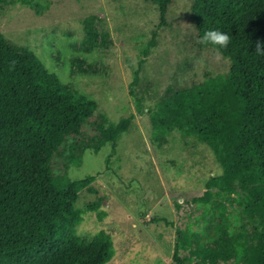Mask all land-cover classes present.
<instances>
[{"label":"trees","instance_id":"1","mask_svg":"<svg viewBox=\"0 0 264 264\" xmlns=\"http://www.w3.org/2000/svg\"><path fill=\"white\" fill-rule=\"evenodd\" d=\"M148 1L157 6L159 27L165 26L172 0ZM190 10L198 41L208 30L230 36L224 48L199 42L228 60L230 69L165 94L150 111V123L155 131H176L210 149L222 172L194 201H232L251 229L210 230L208 244L176 229L172 258L175 264H264V56L255 52L257 41L264 46V0H193ZM156 36L142 48L133 85ZM129 95L141 112L132 89ZM97 109L94 99L61 83L34 54H18L0 33V264H108L114 257L106 233L88 242L73 233L81 221L75 204L81 191L94 192V176L71 180L53 172V159L69 137L84 135L86 124L97 130L94 151L109 144L108 158L115 153L133 116L111 124L96 116ZM72 150L66 161L73 164ZM100 201L87 209L96 211ZM213 208L224 220L225 204Z\"/></svg>","mask_w":264,"mask_h":264},{"label":"rangeland","instance_id":"2","mask_svg":"<svg viewBox=\"0 0 264 264\" xmlns=\"http://www.w3.org/2000/svg\"><path fill=\"white\" fill-rule=\"evenodd\" d=\"M192 2L172 0L167 23L159 27L157 6L148 0H0V33L18 54H34L61 83L94 99L96 116L107 123L133 116L110 158L109 144L94 151L97 130L86 124L84 135L69 137L52 161L55 175L94 176V192L81 191L75 204L81 221L73 233L83 242L106 233L115 251L108 264H175L176 229L197 233L200 244H208L206 233L219 227L231 233L242 225L251 229L232 201H194L222 172L210 149L176 131H155L150 123V111L165 94L230 69L228 60L200 45ZM154 32L156 47L133 85L142 48ZM72 148L73 164L66 161ZM99 198L98 209L89 211ZM220 201L228 209L224 220L213 208Z\"/></svg>","mask_w":264,"mask_h":264},{"label":"clouds","instance_id":"3","mask_svg":"<svg viewBox=\"0 0 264 264\" xmlns=\"http://www.w3.org/2000/svg\"><path fill=\"white\" fill-rule=\"evenodd\" d=\"M230 39L231 38L227 33L221 32L219 30H208L200 38L199 42L224 48L227 47L230 42ZM255 52L260 56H264V46H262L261 41L256 42ZM216 59H219V56H217Z\"/></svg>","mask_w":264,"mask_h":264}]
</instances>
